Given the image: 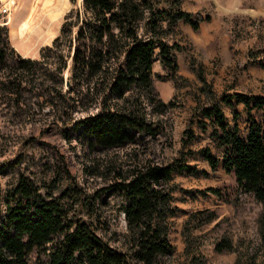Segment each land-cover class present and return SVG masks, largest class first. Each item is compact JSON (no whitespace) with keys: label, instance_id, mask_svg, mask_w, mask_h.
I'll return each mask as SVG.
<instances>
[{"label":"trees","instance_id":"16d2710c","mask_svg":"<svg viewBox=\"0 0 264 264\" xmlns=\"http://www.w3.org/2000/svg\"><path fill=\"white\" fill-rule=\"evenodd\" d=\"M182 3L82 0L81 8L66 14L51 45L40 49L39 58L15 54L7 28L0 25V99L19 107L26 104L25 93H31L39 110L46 108L62 121L64 138L75 137L82 145L87 176L105 184L88 194L61 156L62 167L47 184L21 174L5 192L0 187V264H169L174 251L169 219L177 212L169 185L174 173L199 170L184 156L167 164L150 156L149 139L165 133L159 117L173 107L154 85L155 49L160 46L161 63L168 71L158 78H173L178 45L166 37L179 23L198 31L211 19L185 11ZM199 78L209 102L193 109L183 147L197 137L195 122L202 129L210 123L221 157L210 148L200 153L212 170L222 165L235 181L234 186L209 187L204 194L234 207L243 196L264 205V96L233 93L217 100L206 79L201 74ZM233 99L245 105V130L238 123L240 112H233L232 124L222 109L223 103L233 107ZM92 110L96 112L74 116ZM254 112H261L262 120ZM64 173L69 184L61 190ZM106 194L115 197L117 212L124 215L123 241L105 214ZM218 218L215 210L197 211L185 229L202 228ZM259 220L264 228V209ZM107 235L119 245L113 246ZM234 249L226 236L214 245L218 253Z\"/></svg>","mask_w":264,"mask_h":264},{"label":"rangeland","instance_id":"374dc122","mask_svg":"<svg viewBox=\"0 0 264 264\" xmlns=\"http://www.w3.org/2000/svg\"><path fill=\"white\" fill-rule=\"evenodd\" d=\"M9 16L0 14V25L8 30L14 53L24 58H39V51L51 45L59 34L66 14L71 9L82 7V0H15ZM184 8L198 9L203 16L210 14V21L203 22L198 31L189 25L179 23L174 32L166 37L169 44L176 43L173 52L178 65L176 75L167 76L160 59V46L155 49L154 85L158 96L166 103L173 104L164 116H160L165 133L149 139L150 156L160 164H167L176 157L184 156L185 161L198 168L197 173H174L169 187L177 212L169 219L170 238L174 251L169 264H264V228L259 216L264 205L253 198L243 196L241 205L234 207L221 201L213 194H204L209 187L234 186V177L220 165L212 170L200 153L204 148L221 157L211 137L212 127L207 123L202 129L196 122L192 128L196 139L183 147L184 131L189 125L193 109L198 104H208L209 100L200 91L207 79L214 98L220 100L231 86L233 77L248 64L262 72L260 58L264 57V0H194ZM165 25V23H164ZM69 71H66V79ZM224 76V77H223ZM229 78V79H227ZM65 87L66 86L65 83ZM253 93L264 94V80L258 74ZM36 94V93H34ZM16 106L8 98L0 99V187L3 192L14 185L19 175L33 178L41 185L53 177L54 171L62 167L64 158L67 169L88 194L105 185L84 172V152L79 141L64 138V124L47 109L39 106L31 93H25ZM236 109V108H235ZM92 112H76V118ZM227 120L234 123L233 112H224ZM238 123L242 130L247 125L245 110L240 112ZM262 120L261 112H254ZM70 126V125H69ZM119 152L120 155L125 153ZM193 152L188 155L187 152ZM118 153V152H117ZM60 189L69 184L64 173ZM105 214L121 241L126 233L123 214L117 212L115 197L106 194ZM215 210L217 221L198 229H185L186 221L197 211ZM229 237L234 251L218 253L214 245L222 237ZM113 246H118L113 236L107 235Z\"/></svg>","mask_w":264,"mask_h":264},{"label":"crops","instance_id":"0c3cea01","mask_svg":"<svg viewBox=\"0 0 264 264\" xmlns=\"http://www.w3.org/2000/svg\"><path fill=\"white\" fill-rule=\"evenodd\" d=\"M191 1H194V0H183L182 8L189 13H196L198 11V9H196V8L187 9V10L184 8V5L189 4V2H191ZM207 15L210 16L209 13H207ZM262 70L264 71L263 66H262ZM258 74H261L262 79L264 80V73L257 72L255 66H251V64H248L246 69L244 68L242 72L239 71L238 75L233 77L234 81H236V82H234V86L230 87L231 89H228L225 92V95H229V94H233V93H243V94H247V95L264 96V94H257V93L251 92V90L256 87ZM227 79H229V78H227ZM206 81H207V79H206ZM232 101H233V107L228 106L224 103L222 104V109L224 112H226V110H228V109L230 112L231 111L232 112H234V111L243 112L245 110V105L243 103L237 102L235 99H233Z\"/></svg>","mask_w":264,"mask_h":264},{"label":"built area","instance_id":"2783aa9c","mask_svg":"<svg viewBox=\"0 0 264 264\" xmlns=\"http://www.w3.org/2000/svg\"><path fill=\"white\" fill-rule=\"evenodd\" d=\"M15 0H0V14L9 16L12 8L15 6ZM261 64H264V57L260 58Z\"/></svg>","mask_w":264,"mask_h":264},{"label":"water","instance_id":"95a60500","mask_svg":"<svg viewBox=\"0 0 264 264\" xmlns=\"http://www.w3.org/2000/svg\"><path fill=\"white\" fill-rule=\"evenodd\" d=\"M66 86L69 87L70 86V82L66 81Z\"/></svg>","mask_w":264,"mask_h":264}]
</instances>
